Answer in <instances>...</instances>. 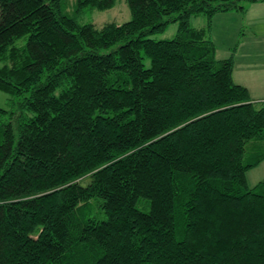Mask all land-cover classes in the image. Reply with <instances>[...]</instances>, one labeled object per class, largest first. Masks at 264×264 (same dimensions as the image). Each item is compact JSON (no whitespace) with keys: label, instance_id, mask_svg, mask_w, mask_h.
<instances>
[{"label":"trees","instance_id":"16d2710c","mask_svg":"<svg viewBox=\"0 0 264 264\" xmlns=\"http://www.w3.org/2000/svg\"><path fill=\"white\" fill-rule=\"evenodd\" d=\"M114 2L0 0V264H264V179L246 178L264 99L233 80L236 45L218 58L211 37L214 14L264 0L76 18ZM170 22L173 37L151 36Z\"/></svg>","mask_w":264,"mask_h":264},{"label":"rangeland","instance_id":"374dc122","mask_svg":"<svg viewBox=\"0 0 264 264\" xmlns=\"http://www.w3.org/2000/svg\"><path fill=\"white\" fill-rule=\"evenodd\" d=\"M75 0H66V11L69 14H73V3ZM227 12V11H224ZM255 15H250V18H256L259 14L258 10H255ZM224 14L223 12H218L216 14H214V16L212 17V22H211V26H212V32H213V37L215 39V44L217 49L219 50L218 55H224V53L222 52V49L225 50V43L222 41L224 39H226L228 37L229 34H225L226 32H224L221 28V25L223 23L222 19V15ZM76 18L78 21L80 22H87L90 21L92 22L96 27H100L102 26L104 23L106 22H116V23H121L123 21H126L130 18V11L127 5L126 0H115L114 4L106 9H96V8H86L84 11H82L81 13L76 15ZM259 21V20H258ZM205 23V16L202 13H196L193 14L190 18V24L192 26L195 27H199V26H203ZM223 25V24H222ZM256 26L257 29H263L264 30V23H260V24H254ZM244 32H246L247 27H243ZM243 29H241L240 31H242ZM177 31V23L176 22H170L166 28L163 31L157 32L152 34L151 36L154 38H170L173 37L175 35ZM24 41V37L22 39H19V43H23ZM262 59H264V56L261 57ZM144 65L147 66L149 64V60L147 58L143 59ZM244 64H242L241 66L245 65L246 62H242ZM236 67L235 72L232 71L233 76L236 79V72H239L245 76L247 82H251L250 84H248L251 92L253 94H257V93H262L264 92L263 88L257 85H254L253 80L257 79V77H262L259 73V66H255V65H251L247 67ZM250 67V68H249ZM264 67H261L260 69H262ZM245 81V80H244ZM256 83V82H255ZM12 100L13 97H11V95L5 91L0 90V107L6 108L8 109L10 107V105H12ZM246 178H247V182L248 185H254L257 181L264 179V160H262L257 166L252 167L251 169H249L247 171L246 174Z\"/></svg>","mask_w":264,"mask_h":264},{"label":"crops","instance_id":"0c3cea01","mask_svg":"<svg viewBox=\"0 0 264 264\" xmlns=\"http://www.w3.org/2000/svg\"><path fill=\"white\" fill-rule=\"evenodd\" d=\"M255 10L259 11V15L256 18H250V15H255ZM218 13V12H217ZM222 15L223 25L221 28L225 34H229L226 39L222 41L225 43V50L222 49L224 55H218L219 50L216 47L215 39L213 37L212 27H211V37L214 42L216 51L215 55L218 58L226 57L229 55L232 46L236 45L234 52V67L233 71L235 72L236 67H240L242 62H246L245 65L241 67H247L251 65L259 66L258 73L262 77H257L253 80L254 85L260 86L264 90V59L261 57L264 56V30L257 29L254 24L264 23V2H253L249 3L246 6V10L241 13L237 11H227L223 12ZM259 20V21H258ZM247 27L246 32H244L243 27ZM243 29L242 31H240ZM250 68V67H249ZM240 71V70H239ZM236 72V79L232 74L233 80L237 83L245 85L254 100L264 99V92L253 94L248 86L251 82H247L246 78L240 72ZM256 82V83H255Z\"/></svg>","mask_w":264,"mask_h":264}]
</instances>
